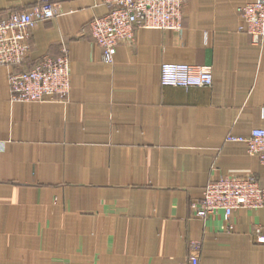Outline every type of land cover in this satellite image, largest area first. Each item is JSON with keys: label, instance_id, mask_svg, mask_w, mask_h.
<instances>
[{"label": "crops", "instance_id": "0c3cea01", "mask_svg": "<svg viewBox=\"0 0 264 264\" xmlns=\"http://www.w3.org/2000/svg\"><path fill=\"white\" fill-rule=\"evenodd\" d=\"M19 70L66 49L65 101L11 99L0 67V264H264V207L194 217L220 176L264 165L228 135L264 128V40L238 30L254 0H185L177 31L137 28L104 63L89 22L101 0H50ZM36 0H0V20ZM162 63L209 66L210 87L160 84ZM231 224L232 229L227 230Z\"/></svg>", "mask_w": 264, "mask_h": 264}, {"label": "built area", "instance_id": "2783aa9c", "mask_svg": "<svg viewBox=\"0 0 264 264\" xmlns=\"http://www.w3.org/2000/svg\"><path fill=\"white\" fill-rule=\"evenodd\" d=\"M107 12L89 22L90 36L101 51L104 63H112L115 48L121 42L132 41L137 28L177 31L181 28L185 0H101ZM59 5L50 0H36L34 5L11 12L0 20V67L11 68L7 83L13 101H65L69 94V60L66 49L57 57L44 56L27 70H19L30 47L29 31L37 23L53 19L60 13ZM238 30L254 45L264 40V0H254L237 8ZM213 76L209 66L185 63H162L160 84L168 87H210ZM227 141L244 143L249 156L264 165V128H254L248 136L228 135ZM264 207V181L254 175L220 176L209 181L202 197L193 202L194 217L205 219L218 212L225 221L237 209L258 210ZM227 230L232 229L229 224ZM256 241L263 242L260 229H255ZM194 255L179 264H198Z\"/></svg>", "mask_w": 264, "mask_h": 264}]
</instances>
